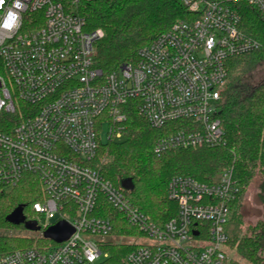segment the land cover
Listing matches in <instances>:
<instances>
[{"label":"built area","instance_id":"obj_1","mask_svg":"<svg viewBox=\"0 0 264 264\" xmlns=\"http://www.w3.org/2000/svg\"><path fill=\"white\" fill-rule=\"evenodd\" d=\"M88 1L21 0L19 26L0 28V191L32 173L44 190L33 203L42 229L56 215L74 228L63 241L1 253L0 264H104L97 260L108 255L113 226L94 213L99 195L146 239L135 241L122 264H222L230 203L240 190L232 168L214 182L171 176L166 192L177 212L159 224L86 162L97 153L103 119L108 139L122 137L132 99L151 126L176 125L156 140L155 152L223 144L227 62L261 45L240 28L237 4L264 10V0H180L187 17L108 72L94 60L102 30L85 29L77 13ZM13 3L0 5V23Z\"/></svg>","mask_w":264,"mask_h":264},{"label":"trees","instance_id":"obj_2","mask_svg":"<svg viewBox=\"0 0 264 264\" xmlns=\"http://www.w3.org/2000/svg\"><path fill=\"white\" fill-rule=\"evenodd\" d=\"M237 11L240 28L261 45L259 49L232 57L227 62L228 75L221 89L219 109L225 142L155 152L156 140L176 125L151 126L132 99L124 106L126 119L122 137L108 139L106 143L100 141L95 157L86 163L116 186H120L121 179L131 177L134 187L121 189L133 204L159 224L177 212L176 202L169 199L166 192L171 176L188 174L201 181L214 182L224 169L232 168L240 190L230 203L225 225L227 245L234 247L246 261L260 264L264 259V212L255 223L243 227L241 198L253 178L258 176L257 195L264 202V10L239 2ZM77 13L85 19V29L102 30L94 44V60L104 72L125 61H134L142 45L176 19L188 15L180 0H94L79 3ZM258 68H262L259 74L256 73ZM43 196L42 185L32 173H24L17 185L0 191V229L22 225L5 219L20 204L26 219L38 217L41 222L43 216L34 210L33 203ZM94 213L111 218V234L136 231L102 195L98 197ZM242 228L244 231L240 234ZM45 240L53 242L42 236L33 239L3 232L0 233V254ZM133 246L107 240L104 249L108 255L104 264H122L125 254ZM224 264L238 263L229 259Z\"/></svg>","mask_w":264,"mask_h":264},{"label":"rangeland","instance_id":"obj_3","mask_svg":"<svg viewBox=\"0 0 264 264\" xmlns=\"http://www.w3.org/2000/svg\"><path fill=\"white\" fill-rule=\"evenodd\" d=\"M262 72V68H258V70H256V73L259 74ZM254 73V72H252ZM100 128V140L102 143H106L108 141V130H109V123L107 120H102L101 121V125L99 126ZM258 176H255L253 178V180L251 181V183L248 185V187L245 189V191L242 194V212H243V227H247V224H253L257 221L258 218H260L262 216V212H264V202L260 201L257 192H258ZM10 188H7L6 190H8ZM59 217V215H56V217L54 219L51 220V222L55 221L57 218ZM26 221H30L32 222L34 225L37 224H41V222L39 221L38 217H32L29 218ZM244 231V228H242V230H240V234ZM13 233V234H17L20 236H26V237H31L33 239H36L38 237H40L42 235V230H38V229H34V228H29L27 227L25 224H22L20 227L17 228H11V229H0V233ZM107 240H111L112 242H125L127 244L130 245H134L135 241L141 242V241H145L146 239L144 238H140L139 234L137 233V231L134 232H128L127 234H111L110 236L106 237L104 242H106ZM48 245V242L42 241L41 243H33L30 246H38V247H45ZM105 245V243H104ZM27 246V247H30ZM223 249L225 250V252L227 253V257L226 259L223 261L224 262L230 260H233L234 262L236 261V263L238 264H252L248 261H246L245 259H243L241 256H239L237 254V252L235 251L234 247H230L228 245H224ZM262 256H264V254H262ZM105 260V258L101 255L99 257V259L97 260L98 262H103ZM260 264H264V259H262V262Z\"/></svg>","mask_w":264,"mask_h":264},{"label":"water","instance_id":"obj_4","mask_svg":"<svg viewBox=\"0 0 264 264\" xmlns=\"http://www.w3.org/2000/svg\"><path fill=\"white\" fill-rule=\"evenodd\" d=\"M120 186L125 190H131L134 187L131 177L121 179ZM5 219L12 224H25L29 228L42 230V237L51 239L55 242L65 240L73 231V226L64 218L57 219L46 228L42 229L41 225H34L30 221H26V216L23 213V205H17L6 216Z\"/></svg>","mask_w":264,"mask_h":264},{"label":"clouds","instance_id":"obj_5","mask_svg":"<svg viewBox=\"0 0 264 264\" xmlns=\"http://www.w3.org/2000/svg\"><path fill=\"white\" fill-rule=\"evenodd\" d=\"M4 0H0V5H2ZM24 5L21 3V0H14L12 8H10L6 16L4 17L3 23H0V28L12 30L15 27L19 26L20 16L17 10H22Z\"/></svg>","mask_w":264,"mask_h":264}]
</instances>
